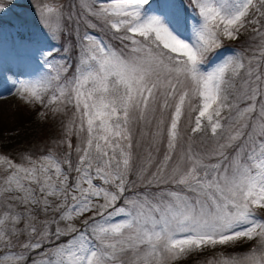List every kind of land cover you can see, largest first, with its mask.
<instances>
[{
    "label": "snow or ice",
    "instance_id": "1",
    "mask_svg": "<svg viewBox=\"0 0 264 264\" xmlns=\"http://www.w3.org/2000/svg\"><path fill=\"white\" fill-rule=\"evenodd\" d=\"M31 6L0 23V77L66 119L0 154V264H264V0Z\"/></svg>",
    "mask_w": 264,
    "mask_h": 264
},
{
    "label": "trees",
    "instance_id": "2",
    "mask_svg": "<svg viewBox=\"0 0 264 264\" xmlns=\"http://www.w3.org/2000/svg\"><path fill=\"white\" fill-rule=\"evenodd\" d=\"M9 24V21L4 24L5 29H7ZM5 39L9 40V37L6 36ZM6 46L13 50L10 42L6 44ZM5 60H7L9 63L12 62L9 57L5 58ZM42 111H44V109L41 105L31 104L27 110L15 115L11 122L0 124V151L6 154L12 152L13 154V152H16V150H20L22 152L19 156H17L20 157L21 154L25 152L30 153L32 149H44L50 148L52 145L54 146V142L59 138L61 120L66 119V117L56 116L54 119L52 114L49 112L47 118L45 119L40 115ZM29 133H34L33 138L34 140L37 139L32 143L34 145L32 149L28 148V144L23 143L25 141H30L31 137ZM12 148L15 150L12 151ZM250 246V244H247L241 245L240 247L242 249L248 248ZM239 249L240 248H237V250ZM225 250H228V248ZM199 254L200 252H193L186 258L180 259L177 264H188L190 260L193 259V257L197 258Z\"/></svg>",
    "mask_w": 264,
    "mask_h": 264
},
{
    "label": "rangeland",
    "instance_id": "3",
    "mask_svg": "<svg viewBox=\"0 0 264 264\" xmlns=\"http://www.w3.org/2000/svg\"><path fill=\"white\" fill-rule=\"evenodd\" d=\"M3 2L6 6H8L10 4V7H7V10L3 13L2 16H0V23L5 24L7 21H9L10 23H15L18 19H21V18L26 19L31 26H33L34 23H37L35 16H34L32 6H31L32 4H34L36 2V0H3ZM246 39H247V36L242 35L240 37L239 41H226V43L232 44L234 46H239ZM16 56H17V53L6 46V49H5L4 54H3L4 63L9 64V62L7 60H5V58L9 57L13 62L15 60ZM5 75H7V73ZM10 87H11V84L9 82H7L3 77H0V124H5V123L11 122L15 115L22 113L23 111L27 110L29 105H31V104H26L24 101L20 100L15 95L10 94L8 91V89ZM14 91L15 90L13 89V92ZM29 134L31 137L30 141L29 142L25 141L23 143L28 144V148L32 149L34 147V145L32 143L34 141H36L37 139L34 140V138H33L34 133L33 134L29 133ZM60 134H61V130H60ZM60 134H59V138H61ZM73 143L75 144V138L73 139ZM11 150L13 151L15 149L12 148ZM37 150H39V149L38 148L32 149L31 152L35 153ZM57 151L63 152V151H65V149L64 148H58ZM21 152L22 151H20V150H16V152H13V154H12V152H10L8 155L14 161L20 162L21 156L20 157H17V156H19ZM0 154H6V153L0 151ZM23 154H28V153L25 152ZM160 155L162 157L163 149L161 150ZM247 244L249 245V243H247V242L240 243L234 247H229L228 250H225L222 248H217L215 250V252H217V253L225 252L227 254L243 253V252L247 251L248 248H242L241 249L240 246L241 245H247ZM237 248H240L241 250L240 249L237 250ZM230 249H234V250H230ZM200 254L198 255L197 258L193 257V259H191L188 264H207V260L212 257L213 252L211 250H207V251L200 252Z\"/></svg>",
    "mask_w": 264,
    "mask_h": 264
}]
</instances>
